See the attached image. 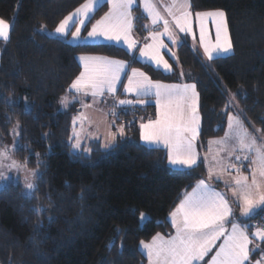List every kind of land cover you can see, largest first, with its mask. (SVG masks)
Masks as SVG:
<instances>
[{
	"label": "trees",
	"instance_id": "16d2710c",
	"mask_svg": "<svg viewBox=\"0 0 264 264\" xmlns=\"http://www.w3.org/2000/svg\"><path fill=\"white\" fill-rule=\"evenodd\" d=\"M84 1L0 0V18L10 24L9 39L0 41V140L11 152L7 161L17 165L0 188V264H145L139 241L157 232L169 234V213L206 175L205 161L195 169H173L164 149L139 141L137 120L155 114L152 102L118 109L116 122L131 119V125L125 124L126 136L118 138L115 148L105 151L99 141H91L87 157L71 150L72 119L79 104L58 105L80 72L77 56L131 59L118 45L77 46L38 29H52ZM190 2L192 11L226 13L232 52L210 62L215 71L207 69L202 56L184 41L176 52L180 70L175 66L164 73L143 62L131 66L142 68L153 80L197 82V150L203 158L208 140L223 134L226 113L234 112L230 99L243 109L246 127L264 131V0ZM136 8L135 31L145 32V17ZM103 12L104 5L91 21ZM48 133L52 135L45 136ZM36 153H47L41 157L47 168L38 190L28 198L26 181L16 173L27 170L26 176L36 170ZM40 206L48 211L34 210ZM49 215L54 217L51 223ZM38 223L43 225L39 229Z\"/></svg>",
	"mask_w": 264,
	"mask_h": 264
},
{
	"label": "snow or ice",
	"instance_id": "6c2138e0",
	"mask_svg": "<svg viewBox=\"0 0 264 264\" xmlns=\"http://www.w3.org/2000/svg\"><path fill=\"white\" fill-rule=\"evenodd\" d=\"M102 3L110 6L109 11L92 23L91 14ZM136 3L137 0H85L74 12L59 21L55 33L70 35L77 46L124 45L126 52L131 54L130 60L81 55L79 60L82 62L83 70L72 80L69 89L84 97L90 95L94 102L97 97L106 95L115 97L120 88L126 95L135 96V99H115L114 104L120 106L145 105L151 102L147 98L154 97L157 115L154 120L139 124L140 139L148 145L162 146L167 152L169 164L195 169L203 161L208 160L207 156L201 158L196 146L200 134L198 112L200 93L197 91V82L163 83L153 80L140 68L130 66L132 63L147 61L157 69L173 71V65L165 58L162 49H167L170 58L178 62L177 54L161 37L166 36L174 45L180 42L177 31L193 34L195 38L193 33L195 19L199 24V44L206 58L205 66L214 72L210 62L218 54L228 53L232 48L228 37L226 13L223 10L193 13L190 0H172L167 5L170 22L160 14L152 0H141L144 10L152 18V24L163 22L162 32H149L146 40L150 42H145L141 46L132 34L134 28L132 9ZM209 19L215 25V43L206 40ZM88 24H91L90 29L87 27ZM82 29L86 31V35L81 34ZM9 32V22L0 18V38L8 40ZM137 50L139 55L136 54ZM183 75L181 72V76ZM224 92L229 90L225 87ZM229 96L231 97V93ZM61 104L67 107L68 97H62ZM81 104L85 109L91 107L89 104L82 102ZM228 106H235L234 99L229 100ZM236 107L238 115L226 113L229 131L223 138L210 140L209 144L221 145L218 151L226 152L228 157L234 155L238 163H226L218 156L212 157L215 166L209 167L207 177L197 180L191 191H186L169 213L175 234L165 238L157 233L150 242H140L147 250L149 264H264V246L261 243L264 242V215L260 216V222L252 223L260 213H264V143L257 144V137L245 127L244 121L248 118L246 116L243 120L240 118L243 109ZM112 115L117 116L114 108ZM86 119L84 113H79L73 118V125L77 121L82 124ZM47 135L52 133L45 134ZM125 136V125H117L113 120L104 137L103 149L108 151L115 148L118 138ZM69 140L74 141L70 147L76 155L87 157L92 151L91 148L78 151L82 148L81 132L75 127ZM229 141L234 142L229 144ZM237 152L241 155H237ZM249 153H254V156H250ZM46 154L36 153L38 168L27 172L25 195L28 198L33 197L38 190V183L44 180L47 164L41 157ZM5 158L6 149L0 151V167H4ZM246 160L251 161L247 166L244 165ZM8 167H17L16 162L13 161ZM242 168L250 169V173L246 175ZM231 170L235 171V175ZM225 174L229 179H224ZM4 179L3 174H0V180ZM212 181L217 183L222 181L226 190H217V185ZM2 187L3 185H0V188ZM48 198L51 200L50 195ZM80 198H84V192ZM34 210L48 211L43 206ZM140 218L146 220L148 217L146 213L141 212ZM48 220L51 223L54 217L49 215ZM42 226V223H38L36 228ZM209 256L210 259H206Z\"/></svg>",
	"mask_w": 264,
	"mask_h": 264
},
{
	"label": "rangeland",
	"instance_id": "374dc122",
	"mask_svg": "<svg viewBox=\"0 0 264 264\" xmlns=\"http://www.w3.org/2000/svg\"><path fill=\"white\" fill-rule=\"evenodd\" d=\"M84 2H82V3H84ZM152 2L154 4H156L157 9L160 12V14L162 16H164L166 19H169V21L171 22V17L168 15L167 5L166 4L169 5L172 2V0H152ZM102 5H104V11L107 10V6H108V8L110 7L108 4L102 3V4L98 5L97 8L100 7V6H102ZM79 6L80 5H78L77 7H79ZM134 7H137L136 9H138V11L142 15H144V17L146 19L145 22H144V24H143V29H144L145 32L135 31V28H133V33H132L133 34V37L136 40H138L140 42V45L142 46L143 43L150 42L149 40H146V38L148 37L149 32H158V31L159 32H162L163 22L162 21H159L157 24L153 25L152 24V18L144 10L143 5L141 4V0H137V3H136V5L133 6V8ZM74 9H76V8H74ZM73 10L70 11L69 13H72ZM214 10H222V9H205V10H200V11H214ZM195 12H199V11H193V13H195ZM93 13L91 14V17L93 15ZM98 18L99 17L95 18L91 22L92 23H95V21L98 20ZM226 22H227V20H226ZM57 26H58V24L55 27H53L52 29L48 30L43 25H41L38 29L40 31L45 32V33H48V34H49V32H51L53 34H56L59 38H62L64 40H68V42L75 44V42L72 40V38H71L70 35L65 36V35H62V34H59V33H55V28ZM87 27L90 29L91 24H89ZM134 27H135V25H134ZM207 28H208V34L206 36V40L208 42H210V43H215L216 30H215V25L211 21V19H209L207 21ZM227 28H228V26H227ZM72 30L74 31L75 29L73 28ZM193 33H194L195 38L193 37V34H183V33H179L177 31V35L180 37V42H178L175 45L172 44L168 40V38L166 36H162L161 39H163L164 42L166 44H168L169 48H171L172 51H174V52H177V47L181 44L182 41L187 42L192 47V49H194L196 51H197V49H199V51H197V52L202 56L203 60L206 62V58L203 55V49H202V47H200V44H199V36H200L199 24H198V22L195 19H193ZM81 34L82 35H86L87 33H86V31L84 29H82V33ZM57 36H55V37H57ZM228 37H229V40H230V43H231L229 29H228ZM221 38L223 39V34H221ZM0 41H5V40L3 38H0ZM120 47H122L123 49H126V46H124V45H120ZM162 52L164 53L165 58L169 60V63H171L173 65V70H174V67L175 66L180 70V67L178 65V62L176 60H174L173 58H170V56H169V54L167 52V49H162ZM230 52H232V48H231V51ZM230 52H228V53H220L217 56H225V55H228ZM136 54L139 55L138 50H137ZM116 59H119V58H116ZM121 60H124V59H121ZM141 62L148 63L149 64V62H147V61H141ZM152 66L155 67L154 65H152ZM130 67L140 68L138 66H133V65L130 66ZM140 69L143 70L142 68H140ZM159 70L162 71V72H164V73H171L172 72V71L171 72H165L162 68L159 69ZM129 71H130V69H129ZM125 82H126V78H125ZM182 82H184V83H191L192 81L191 82H189V81H182ZM61 98L59 100L58 107L59 108H64L65 106L61 104ZM86 98H88V99H86ZM124 98L133 99V97L130 96V95H128V94L127 95L126 94L119 95L117 93H116V96L115 97H112V96H109V95H106L105 97H97L96 100H95V102L93 101V99H92V97L90 95L88 97H84V98L78 99V100H80L84 104L91 105V107L90 108H87V109H85V108L82 107L80 109V111L77 112L75 114V116H73V118H74L79 113H84L85 116L87 117V119L84 120L82 124H81L80 121H77V123L75 125H73V119H72V127H71V134H70V136L72 135L73 127H75L78 132H81V145H82V148L80 150H78V151H83L84 148H88L87 147L88 146V143L91 142V141H93V140L94 141L100 140L101 141L100 142L101 143V147H102V145L104 143V137H105V135H106V133L108 131V126L113 122V120H115V123L117 125H119V124H124L125 125V124H127V123L129 124V122H131V119H130V120H125L126 122H119V123H117L116 122V119H117L118 116L113 117V115H112L113 108L115 109V112L117 114H118L117 111L120 108V105L114 104V100L115 99H124ZM69 100L70 99L68 98V101ZM234 105H235V106H233L234 112H229V113L232 114V115H238L239 113H238V110H237V107H236L238 105H237L236 102H234ZM81 106H82V104H81ZM128 106H130V105H128ZM123 108H125V107H123ZM226 121H227V119H226ZM142 122L144 123V121H142V119L138 121L139 124L142 123ZM81 129H83V131H81ZM248 129L250 130V133H252V135H255L257 137V144L258 145L261 144V143H264V131L263 132H261L259 130L258 131H254V130H257V129H253V128H248ZM112 130L114 131L115 129H112ZM227 131H229V129H228V124L226 122L225 133ZM223 136H225V135H223ZM217 139H220V137L217 138ZM139 141H140V139H139ZM69 142H70L69 145H71V143L74 142V141H70L69 140ZM233 142L234 141H229V144H231ZM221 147H222L221 145H218V144L213 143V144H211L209 146V149H206L208 151H205V153L203 154V157L204 156H207L208 157V160L205 161L206 176L208 175V169H209V167H214L215 166V161L212 159L213 156H218L219 158H221L222 160H224L226 163H238L237 161H235V156L234 155L232 157H228V155H227L226 152L218 151ZM207 148H208V145H207ZM210 148H211V151H210ZM5 149H6L7 157L9 156V158H10L11 152H10L9 147H6L5 146V143L0 140V151L5 150ZM72 151H74V150H72ZM236 154L237 155H241V153H239V152H237ZM249 155L250 156H254V153H249ZM3 163H4V167H0V174H3V176L5 177V179L4 180H0V185L6 184L11 179V177L13 176V172L15 170L13 167H8V165H11V163L9 161H7V158L3 159ZM250 163H251L250 160L244 161V165L245 166H247ZM241 170L244 171L246 175H248L250 173V169L242 168ZM231 171H232L233 175H235V171L234 170H231ZM24 173L26 174V171ZM16 174L18 176H20L22 178L23 182H24L25 177H26L25 174H21L20 172H18ZM224 179H229V177L227 176V174L224 175ZM213 182L216 183L218 185V187L222 191L223 190H226L225 189V185H224V183L222 181L219 182V183H217L216 181H213ZM229 195H230V193H229ZM234 207H235V205H234ZM237 211H238V208H237ZM263 215H264V213H263ZM258 222H260V218H258L257 220H253L252 221V223H258ZM171 232L169 234H163V233H160V234L163 235L165 238H167V237H169L172 234ZM157 233H159V232H157ZM157 233H154L147 240H140L139 243H138V246L139 247H142L143 246L140 243L141 241H144L146 243L147 242H150L152 240V237L155 236ZM257 242H259L258 239H257ZM261 243H262V246H264V242H261ZM143 255L145 256V264H149V259H148V255H147V250L146 249H143ZM212 255H214V252L212 253ZM206 259H210V256L207 257Z\"/></svg>",
	"mask_w": 264,
	"mask_h": 264
},
{
	"label": "crops",
	"instance_id": "0c3cea01",
	"mask_svg": "<svg viewBox=\"0 0 264 264\" xmlns=\"http://www.w3.org/2000/svg\"><path fill=\"white\" fill-rule=\"evenodd\" d=\"M166 5H168V4H166ZM77 8V7H76ZM135 8V7H134ZM134 8L132 9V11H133V16H134ZM75 11V9L73 10V12ZM107 11H109V8H108V6H107V10H105L100 16H99V18L98 19H100V17L101 16H103L104 15V13L105 12H107ZM144 16V15H143ZM146 20V19H145ZM49 35H52V36H57L56 34H53V33H51V32H49ZM58 37V36H57ZM66 41H68V40H66ZM120 46V45H119ZM81 55H99V56H106V57H110V58H115L116 59V57H111V56H107V55H101V54H80V55H78L77 56V61H78V63H79V65H80V71H82L83 70V65H82V62L79 60V57L81 56ZM120 59V58H119ZM190 82V81H189ZM163 83H169V84H173V83H184V82H163ZM71 84V83H70ZM117 94H119V95H124L125 93L123 92V89L122 88H120V89H118V91H117ZM128 95H130V96H132L133 97V99H135V96L134 95H132V94H128ZM68 97L70 100L68 101V104L69 103H71V102H78V104H79V111H80V109L82 108V106H81V101L80 100H78V99H80V98H84V96H82V95H79V94H77V93H75L73 90H70L69 89V87H68V89H67V93L63 96V97ZM74 97H75V99H74ZM86 99H88V98H86ZM148 100H150L152 103L154 102V97H149V98H147ZM154 104V106H155V103H153ZM146 105V104H145ZM144 105H136V106H132V105H130V106H120V108H122V109H125V110H127V109H129V108H132V107H143ZM123 107H125V108H123ZM127 107V108H126ZM65 108V107H64ZM78 111V112H79ZM156 115H157V110H156V106H155V114L152 116V117H148V118H146V119H142V121H144V123L146 122V121H148V120H150V119H152V120H154L155 118H156ZM75 116V115H74ZM240 118L242 119V115L240 116ZM139 120H141V119H138L137 121H139ZM227 122V121H226ZM138 126H139V123H138ZM225 126H226V124H225ZM246 127V126H245ZM249 132H250V130H249ZM225 133V130H224V132H223V134L221 135V136H218V137H213V138H210L209 140H208V143H207V145H208V148L207 149H209V146H210V144H209V141L210 140H216L217 138H222V137H224L223 135H225L224 134ZM139 139H140V136H139ZM94 141V140H93ZM99 142H101L100 140H98ZM140 141L145 145V146H147V147H160V148H162V149H164L162 146H154V145H148V144H146L144 141H142L141 139H140ZM196 146H197V142H196ZM164 151H165V149H164ZM198 151V150H197ZM206 151H208V150H206ZM165 153H166V159H167V152L165 151ZM167 165L169 166V167H171V168H173V169H184L183 167H177V166H173V165H171V164H169L168 163V161H167ZM207 176L205 175L203 178H206ZM196 183V182H195ZM195 183H194V185L192 186V187H194L195 186ZM212 183L213 184H216V183H214L213 181H212ZM217 185V184H216ZM192 187L189 189V190H187V191H191V189H192ZM217 190H221L219 187H218V185H217ZM222 191V190H221ZM186 192V191H185ZM184 192V193H185ZM184 193H183V195H184ZM183 195H182V197H181V199L183 198ZM180 201V200H179ZM179 203V202H178ZM177 203V204H178ZM176 206V205H175ZM173 210V209H172ZM168 220H169V222H170V225H171V220H170V217H169V215H168ZM171 235H174L175 234V230H174V228L172 227V225H171ZM138 249L140 250V252L143 254V246L142 247H139L138 246Z\"/></svg>",
	"mask_w": 264,
	"mask_h": 264
}]
</instances>
